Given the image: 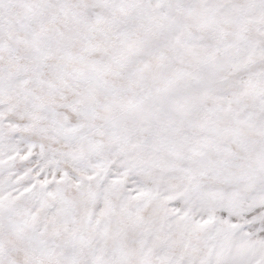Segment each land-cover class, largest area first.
I'll return each mask as SVG.
<instances>
[{
	"label": "snow or ice",
	"instance_id": "obj_1",
	"mask_svg": "<svg viewBox=\"0 0 264 264\" xmlns=\"http://www.w3.org/2000/svg\"><path fill=\"white\" fill-rule=\"evenodd\" d=\"M0 264H264V0H0Z\"/></svg>",
	"mask_w": 264,
	"mask_h": 264
}]
</instances>
